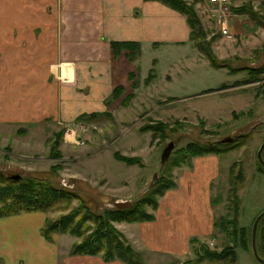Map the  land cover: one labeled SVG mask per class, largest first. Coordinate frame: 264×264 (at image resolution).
Instances as JSON below:
<instances>
[{"label":"rangeland","instance_id":"1","mask_svg":"<svg viewBox=\"0 0 264 264\" xmlns=\"http://www.w3.org/2000/svg\"><path fill=\"white\" fill-rule=\"evenodd\" d=\"M235 1L237 5L253 7L257 18L264 20V0L257 3ZM194 7L205 31L202 37L219 62L230 66L264 65V26L245 13L231 11L228 34L223 35L209 18V3L195 0ZM183 53H193L197 57H192L190 65L177 61L168 68L160 58L155 65L157 73H151L142 81L135 76L141 82L136 86L137 94L110 99L108 103L111 100L114 103L108 108L113 113L102 112L88 121L77 122L43 119L21 130H16V123L5 126L0 133V186L7 183V176L19 175L20 179L29 177L35 183L48 181L74 191L77 196L73 198L65 197L60 201L56 198L54 204L57 206L47 210L31 209L47 214L44 223L74 208L84 212L87 206L100 212L115 207L117 200H129L132 204L143 195L156 199L154 208L148 203L140 204L141 209L154 215L159 204L169 197V192H178L183 181L195 178L196 170L208 169L212 173L205 182L206 188H202L206 190L203 196L207 195L208 199L207 222H211L207 232L193 236L196 240L191 241V252L185 256L170 254L166 261L163 258L157 261L159 258L145 253L142 264H222V260L196 259L204 250L219 251L223 247L229 238L213 222L216 218L228 219L233 214L246 232V246L234 245L236 264H262L252 253L251 232L255 216L264 208V167L257 157L264 139V76L257 81L250 78L248 83L237 82L248 76L246 70L230 73L226 66H205L203 61L207 59L197 47L195 52L186 48L181 55ZM152 56L151 48L145 47L138 61L143 76L152 66ZM202 56L200 61L198 57ZM123 99L128 103H123ZM75 123L83 125L81 129L77 127L74 135H58L61 127ZM160 123L175 130H166L162 138L158 131L145 128ZM242 133L246 136L240 137ZM216 140H220L216 143L221 147L216 152L190 155L188 148H179L190 142L204 144ZM170 141L173 145L163 157ZM116 155L140 160L130 163ZM261 156L264 160V147ZM236 173L240 176H237L234 191L231 180ZM160 177L164 182L175 183L164 188L162 194L153 190ZM114 221L121 220H112L113 225ZM84 224L83 230L89 233L92 222L85 220ZM256 233L257 248L264 246L262 234H259L264 233V229ZM79 240L77 237L74 242ZM137 253L141 261L143 256Z\"/></svg>","mask_w":264,"mask_h":264},{"label":"crops","instance_id":"2","mask_svg":"<svg viewBox=\"0 0 264 264\" xmlns=\"http://www.w3.org/2000/svg\"><path fill=\"white\" fill-rule=\"evenodd\" d=\"M189 32L185 15L160 0H0V133L15 123L21 130L43 119L75 121L81 113H113L108 108L113 88L123 87L121 98L137 94L141 85L127 91L129 71L142 81L157 73L160 58L167 68L177 61L191 64L196 55H181L186 48L195 52ZM110 40L137 41L139 56L129 59L124 50L114 55ZM148 46L152 66L143 76L138 61ZM211 173L196 170L195 178L167 194L152 219L113 222L143 256L141 264L145 253L157 261L185 256L192 237L207 232L211 222L202 188ZM46 215L22 210L0 216V264H126L99 254L69 253L77 237L44 235Z\"/></svg>","mask_w":264,"mask_h":264},{"label":"trees","instance_id":"3","mask_svg":"<svg viewBox=\"0 0 264 264\" xmlns=\"http://www.w3.org/2000/svg\"><path fill=\"white\" fill-rule=\"evenodd\" d=\"M177 11L183 13L186 17L187 23L190 28L189 36L194 42V45L197 49L207 58L209 63L214 67L226 66L230 73L238 72L240 70H246L248 76L241 79L237 82L248 83L250 78H254L253 81L260 80L261 76H264V65L248 67L246 65L240 66H230L226 62H219L218 59L213 54V51L209 47V43L203 39L205 33L200 17L196 12L194 7L195 0H160ZM250 3V1H246ZM253 7L249 5H231V11L245 13L255 19L259 24L264 26V20H259L255 15V12L252 9ZM109 44L112 48V51L115 54L120 53L124 50V53L129 59H134L139 56L140 46L137 41L132 40H110ZM150 72L148 76H151ZM135 72L129 71L128 76L131 78V85L136 87L138 85V80L135 78ZM147 76V77H148ZM146 77V78H147ZM146 80V79H145ZM112 97H118L122 92L123 87L117 85L113 88ZM211 91V88L208 89ZM207 90V91H208ZM131 95L130 93L126 94V97ZM123 103H126V99L122 100ZM242 113V112H241ZM99 112H89L81 113L75 118L74 122L77 121H88L90 118L95 117ZM235 115V113H234ZM145 128L153 129L158 131L162 138L166 136V130L169 132L174 131L175 128L167 126L165 123H160L159 125H146ZM173 128V129H172ZM58 135H64V127L59 129ZM246 133L240 134V137L246 136ZM220 140L213 141L212 143H187L184 147L180 146L181 150L188 148L190 155L194 154H204L207 152H216L218 149H221L219 144ZM56 143L50 145L51 147ZM182 147V148H181ZM177 148V150L179 149ZM184 152V151H183ZM120 159H125L130 163L137 162L135 159H129L133 157H126L124 155L118 156ZM239 171V170H238ZM237 171V172H238ZM233 172V171H232ZM235 173V172H234ZM239 173V172H238ZM236 173V176L233 175L234 186L231 187L235 191L236 179L237 176H240ZM242 178V177H241ZM240 178V179H241ZM7 183L4 186H0V215L10 214L19 212L20 210H31L35 208H41L44 210L49 209L50 206L55 205V199L58 201L63 200L65 197L73 198L76 195L74 191L68 190L65 187L52 185L48 181L37 180L32 182L28 178L20 179V177L14 178L7 176ZM164 178L160 177L158 184L154 186V191L157 193H163L164 188L172 187L175 185L174 182H164ZM161 181V183H159ZM214 198L211 199L213 202ZM9 201V202H8ZM57 201V202H58ZM144 202L145 204H150L153 208L156 206V199L153 197H140L130 206L125 208L112 207L104 208L100 212L94 211L92 208L85 206V211H78L77 208H74L64 214H61L51 220L46 219V222L42 226V233L46 236H50L53 232H69L77 237H80V240L72 244L71 250L69 253H90L96 254L101 253L104 260H111L114 258H119L124 261L126 264H141L140 258L138 257L137 251L131 246L127 241L121 231H119L113 224L112 220H150L153 218V214L144 211L141 209L140 204ZM54 208V207H53ZM133 215V216H132ZM78 218V219H77ZM77 219V220H76ZM226 219V218H225ZM222 218L214 219V226L222 228L228 236V240L224 243L223 247L219 251L214 250H204L203 255L197 257L196 260L202 258H208L211 261L222 260V264H236V252L234 245L242 244L246 246V232L244 226H239L236 220V215L233 214L230 218L226 220ZM85 220H90L92 225L88 227L89 233L83 230ZM264 229V215L260 218L257 224V231ZM257 234V233H256ZM262 234V242H264V233ZM196 238H192V241ZM257 245V244H256ZM261 248V250H260ZM258 254L264 258V246L259 245L257 248ZM263 264V263H262Z\"/></svg>","mask_w":264,"mask_h":264},{"label":"built area","instance_id":"4","mask_svg":"<svg viewBox=\"0 0 264 264\" xmlns=\"http://www.w3.org/2000/svg\"><path fill=\"white\" fill-rule=\"evenodd\" d=\"M211 5L209 9V18L214 20L217 25L218 31L226 35L228 34V19L229 13L231 12V5H234L233 0H205ZM200 1H198L199 4ZM82 123H75L72 125H66L64 127V136L66 134L74 135L76 133L77 127L81 129Z\"/></svg>","mask_w":264,"mask_h":264},{"label":"water","instance_id":"5","mask_svg":"<svg viewBox=\"0 0 264 264\" xmlns=\"http://www.w3.org/2000/svg\"><path fill=\"white\" fill-rule=\"evenodd\" d=\"M224 140V139H223ZM173 145V142H169L168 145L166 146V149H164L163 151V154L162 156L163 157H166L167 154H168V151L169 149L172 147ZM264 147V139L257 151V157H258V160L260 161V163L263 165L264 167V160L261 156V150L262 148ZM19 175H12L11 177H18ZM114 205L116 207H119V208H125V207H128L131 205V202L129 200H117L114 202ZM264 215V208L258 212V214L255 216L254 218V221H253V224H252V232H251V249H252V253L254 255V257L261 263L264 264V258L261 257L259 254H258V251H257V246H256V229H257V224H258V221L260 220V218Z\"/></svg>","mask_w":264,"mask_h":264}]
</instances>
